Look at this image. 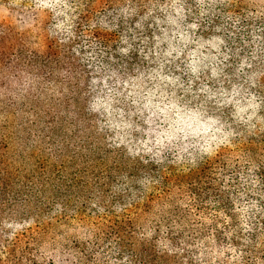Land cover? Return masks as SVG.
<instances>
[{
    "label": "trees",
    "instance_id": "1",
    "mask_svg": "<svg viewBox=\"0 0 264 264\" xmlns=\"http://www.w3.org/2000/svg\"><path fill=\"white\" fill-rule=\"evenodd\" d=\"M96 1L100 2L98 11L85 7L90 0H85L77 11L69 5L60 10L57 26H63V57L72 67L79 65L76 76L84 78L86 89L84 97L79 94L81 100L74 93L63 108H73L75 119L83 122L104 116L103 103L111 99L106 93L111 79L135 77L145 91L139 108L140 124L136 131L139 150L135 156L143 153L145 163L137 158L134 168L131 164L117 168L118 182L114 170L105 178L100 174L90 177L87 158L97 155L69 153L71 147L66 143L55 150L56 164H48L39 159V152L43 151L39 149V141L60 136L65 122L50 111L38 115L31 107L34 119L28 125L31 128L23 127L25 146L20 155L27 160L35 159L33 167L20 169L10 163L5 153L7 136L0 133V206H6L11 213L29 215L39 223L54 203L40 199L48 188L51 198L62 200V209L69 206L72 197L81 198L84 193L98 191L101 199L107 194L111 197L110 203H105L111 212L114 207L128 203L133 205L135 216L146 214L136 217V221L142 218L140 222H146L136 223V230L140 226L149 231L146 226L150 224L154 233L162 229L165 232L170 252L154 248V241L150 247L146 243L140 247L131 245L132 250L129 245L128 257L133 264H178L173 250L180 255L182 264H198L194 258L200 254L204 264H264V255L256 257L258 251L264 254V221H259V215H240L237 211L241 209V195L250 194L251 167L242 163L238 151L231 150L234 144L240 145L242 141L245 144L246 132L257 127L241 113L252 102L251 98L236 87L241 83L227 91L216 79L191 85L184 77L187 70L177 64L178 53H183L195 39L227 25L217 21L218 17L232 13L228 12L229 0ZM68 2L80 4L83 0ZM75 15L77 21L72 25L64 22L72 21ZM228 37L222 33L226 43ZM54 50L50 49L48 54ZM21 57L20 52L16 66ZM36 57L28 61L36 62ZM229 68L226 67L227 73ZM238 77L246 83L242 75ZM91 90H96V99L101 101L97 109ZM12 104L8 98L4 106L7 116L13 115ZM22 108L23 105L19 109ZM96 125L109 131L105 120L99 119ZM250 150L243 151L247 160L257 156ZM228 151L231 154L227 158ZM79 164L84 168L76 167ZM256 168L264 194V164L260 162ZM82 177H90L92 182ZM242 182L244 186L240 189ZM185 196L204 211L199 223H191L188 209L182 206ZM240 226H245V230L247 226L248 233H243ZM255 226L260 228L259 232ZM123 228L117 225L114 231L119 247L130 239L122 237L129 232ZM75 246L81 252L84 250L79 243ZM98 254L99 251L92 253L88 259L78 257L72 264H107V257ZM118 255L119 251L115 260Z\"/></svg>",
    "mask_w": 264,
    "mask_h": 264
},
{
    "label": "rangeland",
    "instance_id": "2",
    "mask_svg": "<svg viewBox=\"0 0 264 264\" xmlns=\"http://www.w3.org/2000/svg\"><path fill=\"white\" fill-rule=\"evenodd\" d=\"M68 1L71 0H0V133L7 136L6 150H3L10 163L14 162L20 169L33 167L35 159L27 160L20 155L25 146L23 127L31 128L28 127L34 119L31 107L38 115L50 111L63 118L65 123L61 125V135H54L56 140L54 137L41 138L39 149L43 151L39 152V159L56 164L55 150L67 143L71 147L69 153L74 151L85 156L87 153L97 155L87 158L86 168L92 172L90 177H99L100 174L101 178H105L109 171L114 170L118 182L117 168L121 169L125 164H131L134 168L137 158L145 163L143 153L135 156L139 150L136 140V131L139 130L137 125L140 124L139 108L145 91L133 76L123 79L114 77L106 91L111 99L103 103L106 115L83 122L75 119L73 108H63L71 102L74 93L77 100H81L79 94L82 97L86 94L84 78L76 76L79 65L72 67L63 57V26H57L63 6L69 5L77 11L85 0L80 4ZM228 5V12L232 10V13L224 14V18L218 17V21L215 19V22L227 25L195 39L183 53H178L177 64L180 68L185 67L187 74L184 77L191 85L199 81L210 83L216 79L227 91L241 83L236 87L251 98L252 102L245 105V111L241 113L252 119L257 127L246 132L245 144L243 141L240 145L234 144L231 150L238 151V155L243 158L242 163L251 167L248 169L250 194L241 195L242 205L237 211L240 215H259L261 222L264 221V194L256 167L260 162L264 164V0H229ZM85 7L97 10L100 2L90 0ZM76 21L75 15L72 21L64 22L72 25ZM222 33L229 35L228 43L223 40ZM54 48L49 55L48 51ZM20 52L22 59L16 66ZM34 55L37 56L36 62L28 61L29 58L34 59ZM226 67H230L228 73ZM240 75L246 83L238 77ZM95 91L91 90V98L97 103V109L101 101L96 99L98 95ZM8 98L14 108L13 115L9 116L4 112ZM21 105L23 108L19 109ZM99 119L107 122L110 127L108 132L96 127ZM72 135L74 137L69 138ZM248 148L257 154L250 160L246 159L243 152ZM225 154L228 158L231 152ZM66 160L69 161V157ZM76 167L84 168L82 165ZM90 177L85 179L92 182ZM243 186L244 182L239 188ZM51 197L49 188L40 194L42 201L54 203L39 223L29 215L11 213L6 206H0V264H72L78 257L88 259L97 251L98 257H107V264H133L128 257V246L140 247L146 243L150 247L151 241L155 243L154 248L169 251L163 229L154 233L150 224L146 226L149 231L140 226L135 229L136 223L146 224L140 222L142 218L136 221V217L146 214L135 216L133 205L127 203L120 208L114 207L113 212L109 211L105 206L111 201L109 194L104 196L105 199L100 198L98 191L89 195L84 193L81 198L72 197L65 209L60 206L63 205L61 199L54 200ZM181 204L188 209L191 223H199L203 219L204 211L198 210L193 200L185 196ZM140 206L143 208V204ZM131 224L134 227H130ZM117 225L124 226L125 232L129 231L122 235L124 239L130 238L129 242L123 243L121 247L114 232ZM239 229L248 233L247 226L246 230L245 226ZM255 231L259 232L260 228L255 226ZM75 243L81 244L84 250L81 252ZM118 251V260H115ZM171 253H175L178 264H182L177 251ZM257 255L264 254L258 251ZM194 260L204 264L202 254Z\"/></svg>",
    "mask_w": 264,
    "mask_h": 264
}]
</instances>
